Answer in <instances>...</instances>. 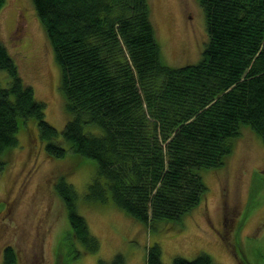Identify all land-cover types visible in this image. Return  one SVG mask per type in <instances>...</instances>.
I'll return each mask as SVG.
<instances>
[{
    "label": "trees",
    "instance_id": "trees-1",
    "mask_svg": "<svg viewBox=\"0 0 264 264\" xmlns=\"http://www.w3.org/2000/svg\"><path fill=\"white\" fill-rule=\"evenodd\" d=\"M197 3L207 39L199 60L177 67L161 58L148 0H32L70 116L61 136L73 153L95 163L85 199L101 203L110 196L146 226L180 220L198 205L207 189L199 170L225 163L242 125L264 142V0ZM0 69L9 78L0 84V156L19 144L17 132L29 121L47 156H65L45 103L23 83L1 40ZM87 124L101 133L86 132ZM55 190L67 212L65 239L98 251L72 184L61 177ZM146 251L147 264H163L158 243ZM2 258L17 264L10 245ZM172 261L212 264L205 253ZM111 263L127 264L120 253Z\"/></svg>",
    "mask_w": 264,
    "mask_h": 264
},
{
    "label": "rangeland",
    "instance_id": "rangeland-1",
    "mask_svg": "<svg viewBox=\"0 0 264 264\" xmlns=\"http://www.w3.org/2000/svg\"><path fill=\"white\" fill-rule=\"evenodd\" d=\"M5 1L0 9V40L18 66L23 83L33 87L35 98L45 103V117L57 128V140L67 151L63 157L47 156L35 123L29 121L17 132L19 144L0 156L5 161L0 170V264L7 245L15 249L17 264H112L118 253L124 263L147 264L146 250L157 243L163 264L201 253L212 264H264L261 137L248 126L240 127L225 163L199 170L207 189L198 205L180 220L146 226L131 219L110 196L101 203L86 200L87 187L96 175L95 163L73 153L61 136L70 116L46 32L32 0ZM148 2L163 62L178 67L199 60L207 35L197 0ZM8 82L0 69V84L7 86ZM85 127L86 132L101 133L99 126ZM61 177L76 190L77 212L101 245L96 252H85L77 240L65 239L67 212L55 190Z\"/></svg>",
    "mask_w": 264,
    "mask_h": 264
}]
</instances>
